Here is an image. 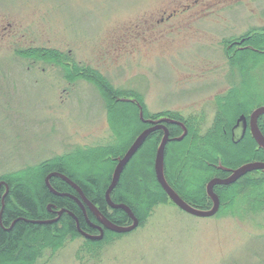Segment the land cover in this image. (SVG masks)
<instances>
[{
  "label": "rangeland",
  "instance_id": "374dc122",
  "mask_svg": "<svg viewBox=\"0 0 264 264\" xmlns=\"http://www.w3.org/2000/svg\"><path fill=\"white\" fill-rule=\"evenodd\" d=\"M263 34L264 0H0V192L11 184L36 195L41 178L45 184L54 169L45 166L62 163L94 192L87 179L95 178L105 193L117 159L152 126L147 120L168 117L186 133L166 143L164 175L182 184L198 208H210L207 182L227 175L216 171L214 156L229 168L264 161L249 131L236 147L228 138L237 116L264 105V49L250 44ZM40 48L61 52L80 68L78 77L71 68L70 77L63 68L23 57ZM93 74L118 93L114 101L101 94L97 79L86 77ZM257 124L264 131V115ZM172 125L178 137L183 128ZM149 135L122 176L137 227L104 229L99 239L77 230L57 247L40 231L29 236L32 251L20 249L19 261L5 263L264 264V211H247L246 195L252 187L247 179L261 182L264 171L247 172L236 187L230 186L237 180L218 187L216 213L194 216L157 181L162 130ZM178 142L196 144L186 150ZM134 175L141 180L135 183Z\"/></svg>",
  "mask_w": 264,
  "mask_h": 264
},
{
  "label": "trees",
  "instance_id": "16d2710c",
  "mask_svg": "<svg viewBox=\"0 0 264 264\" xmlns=\"http://www.w3.org/2000/svg\"><path fill=\"white\" fill-rule=\"evenodd\" d=\"M264 36V34H263ZM257 36L252 38L254 42H250L251 47H255L258 49H264V37ZM263 37V38H261ZM258 38V39H256ZM23 53V57L25 59H30L33 60V62H39L43 63V65H48V66H53L57 68H63L65 72L71 77V71L77 73L76 76L80 74V68L72 62V65L69 63L68 58L66 56H63L61 52H59L57 49H51V48H45V49H35L34 52L32 50H28ZM34 58V59H32ZM37 60V61H36ZM68 62V64H66ZM71 65V66H70ZM71 68V71L69 70ZM87 78L92 77L91 79H97L99 82L98 88L101 92V94L106 95L111 101H114L116 99V94H118L115 90L110 89L108 86H105L102 83L101 77L97 78L95 75H90L89 77L86 76ZM73 79V78H70ZM102 88V89H101ZM107 102L110 103V100ZM109 104L107 103V106ZM168 128V133L170 137H174V130H172V124H166ZM174 127V126H173ZM231 127V125H230ZM260 128V126H259ZM224 130V128H222ZM264 135V131L262 128H260ZM153 133V132H152ZM151 134V133H150ZM150 136V135H149ZM148 136V137H149ZM162 136V135H161ZM147 137V138H148ZM152 137V135L143 142L145 143L147 140H149ZM230 145L231 146H238L240 143H235L231 135L228 136ZM226 139V138H225ZM244 139V137H243ZM178 144L181 145V148L184 146L185 149L187 148L191 149V145H195L196 143H192L185 145V143H180ZM203 156V153H202ZM200 155V159H201ZM214 162H217V159L215 156L212 159ZM128 164V163H127ZM127 164L123 167V170L121 172V175L119 177V180L117 182V189H116V195L114 197V194L112 192L110 193L111 199L117 203H125L128 206H130L131 210L133 213L138 217V213L132 206V204L126 200L123 197V192L125 190V184H122V176L127 168ZM200 164V163H199ZM50 165H53V170L52 171H58L60 173L65 174L68 176L70 179H73L80 187H82L84 193L86 196L89 198V200L97 206V208L108 217L109 220L116 224L120 225H125L128 224L130 221V218L128 215L120 208H111L107 205L105 198H104V193L101 189H99L100 185L99 182L93 178L89 177L87 179V182L89 183L90 186H94L96 189V192L93 191L92 187H88V185L76 180L73 178L62 166V163H54V164H48L45 166V168H48L49 170L51 168ZM201 165V164H200ZM217 172H221V170H216ZM166 177L167 182L169 185L184 199L188 200L191 205L197 207L195 203H193L191 200L189 201V198L187 197V194L182 192L181 190V185H173L171 181ZM244 178V177H243ZM241 178V180L243 179ZM137 180H141V177L139 176V179L136 178L134 175L133 181L135 183L139 182ZM240 180V179H239ZM247 181L250 182V190L248 192L249 199L248 203L252 208L247 211H264V180L259 181H254V179H247ZM50 184L52 187L57 190L58 192H65V193H72L75 196H78L74 189L65 181L61 180L60 178L54 176L53 178L51 177L50 179ZM239 184H241V181H238L231 184L232 186L230 187H236ZM9 191L5 195L3 199V204L2 200L0 197V264H6L5 262L9 261H14L17 262L21 259V257L24 255V252H20V249L23 250H29L27 252L32 251V247L29 244V236L32 234H35L37 232H44L45 233V243L48 245L51 243L52 247H57L60 244V240L63 239L66 234H72L75 235L77 232L75 220L72 216H70L67 213H63L60 216V219L58 222H52L50 224H38V223H33L30 222V220H43V219H48V218H53L55 216L54 211L59 209V208H65L69 211H71L79 221V226L82 230L84 231H91L90 225L91 223H98L93 214L86 209V214L88 216L89 222L86 221L84 214L82 212V209L78 206V204L69 196H61V195H56L48 190V188L45 186V184L42 182V178L40 180L39 184V189L38 193L36 195H33L32 193H29L24 189V187H13L12 185L9 184ZM218 187H223L220 185L214 186V192L220 196V192L218 191ZM226 187L223 189L225 190ZM159 195L162 196V198H165L166 195L162 192L159 191ZM2 192H0L1 196ZM185 195V196H184ZM206 196V195H205ZM150 197L148 198V200ZM156 198H152L149 200V204L153 203ZM235 195L232 198V202L236 203L235 201ZM231 202V203H232ZM232 203V205H233ZM50 204V209L48 210L46 207L47 205ZM148 204V205H149ZM237 204V203H236ZM198 208V207H197ZM111 210V213L108 212V210ZM91 222V223H90ZM61 223V227L59 228L58 224ZM92 231H97V230H92ZM29 241V242H28ZM25 243V244H24ZM29 245V246H27ZM33 253V252H32ZM32 255V254H31ZM34 254L30 256L26 262H31L34 259ZM25 262V263H26Z\"/></svg>",
  "mask_w": 264,
  "mask_h": 264
},
{
  "label": "water",
  "instance_id": "95a60500",
  "mask_svg": "<svg viewBox=\"0 0 264 264\" xmlns=\"http://www.w3.org/2000/svg\"><path fill=\"white\" fill-rule=\"evenodd\" d=\"M260 115H264V105L255 108L250 113L248 123H249L250 132H251L252 136L254 137L256 143L258 144V147L264 149V135L260 131L258 124H257V119ZM139 116L142 117L141 111L139 112ZM147 121L152 123V126L142 130L136 136V138L133 140V142L128 147L126 152L123 154V156L121 158L117 159L118 162H117V164L113 170V173L111 175L110 183H109V185L106 188L105 193H104V197H105L107 204L114 209L115 208L122 209L130 218V221H131L130 224L120 225V224H116V223L112 222L111 220H109L108 217L106 215H104L97 208V206L94 205L84 195L81 187L76 182L72 181L65 174L60 173L58 171H52L45 176V179H44L45 180V186L48 188V190L50 192H52L56 195L69 196V197L75 199L76 202L79 204L80 208L82 209V212H83L84 217H85L87 222H89L87 214H86V209H88L93 214V216L95 217V219L98 222V224L95 225V228L98 230V233L96 235H90V234L85 233L79 226L78 218L71 211H69L65 208H59V209L55 210L54 211V213H55L54 218L43 219V220H30V222L38 223V224H48V223L56 221L61 216L62 213H67L74 218L77 230L80 233L84 234L86 237L91 238V239H99L102 236L104 229H109V230L116 231V232H128V231L134 229L135 227H137L138 222H139L138 218L135 216V214L130 209V207L127 206L125 203H114L111 199L110 193H111L112 189L115 187V185L117 184L118 179H119L120 174H121V171H122L123 167L125 166V164L127 163V161L137 151V149L140 147V145L143 143V141L147 138V136L150 133H152L153 131H155L156 129L162 130V136H161L159 144L156 148L155 159H154V171H155L156 179L159 182V184L161 185V187L163 188V190L165 191V193L167 194V196L172 200V202L175 205H177L180 209H182L183 211H185L191 215L198 216V217H208V216H211V215L216 213V211L219 207V198H218L217 194L214 192V189H213L214 185H217V184L226 185V184L233 183L239 177H241L242 175H244L247 172L252 171V170L260 169V170L264 171V162L250 161V162L243 163L234 169H228V170H230V174L226 177H223V178L213 177V178H211L205 186V192H206V195L210 198L212 204H211L210 208H208V209L197 208V207L191 205L190 203H188L186 200H184L169 185V183L167 182L165 175H164V166H163L164 163H163V161H164L165 145L168 142V140H172V139L180 140L183 137V135L186 133L184 125L181 122L176 121V120L171 119V118H168V117H160L156 120H147ZM240 122H241V125L243 127H245L247 124L246 118L243 115H240L238 117L235 126L239 125ZM172 123L178 124L183 128V132L178 137H175V138L169 136L168 128L166 126V124H172ZM53 176L60 177L62 180H64L66 183H68L70 186H72L76 190V192L78 193L77 194L78 196H75V195L70 194V193L58 192L57 190H55L49 182V179ZM4 185L6 188H8L6 183H4ZM6 192H7V190H6ZM6 192L1 194V196H0L1 200H2V204H3V199L6 195ZM47 207H49V206L47 205Z\"/></svg>",
  "mask_w": 264,
  "mask_h": 264
},
{
  "label": "flooded vegetation",
  "instance_id": "af4514ba",
  "mask_svg": "<svg viewBox=\"0 0 264 264\" xmlns=\"http://www.w3.org/2000/svg\"><path fill=\"white\" fill-rule=\"evenodd\" d=\"M241 115H243L245 118H246V121H247V124H246V126L245 127H243L242 125H241V122L239 123V125H236L235 126V124H236V121H237V119H238V117L240 116H237V118H236V120H235V122H234V124L231 126V138H232V140L235 142V143H240L242 140H243V137H245V135H246V133H247V131H249L250 132V128H249V123H248V121H249V116L250 115H248V116H246V115H244V114H241ZM262 115H260L259 117H261ZM258 117V118H259ZM181 127V126H180ZM259 127V126H258ZM182 128V127H181ZM260 129V128H259ZM261 131V130H260ZM154 132V131H153ZM262 132V131H261ZM251 133V132H250ZM263 134V133H262ZM252 135V134H251ZM260 147H258V145H257V149H259ZM262 149V148H261ZM257 161H260V160H257ZM247 162V161H246ZM248 162H250V161H248ZM261 162H264V161H261ZM242 164V163H241ZM241 164H239V165H241ZM238 165V166H239ZM215 167L218 169V170H221V172H224L225 174H227V175H229L230 174V170H228V169H234L233 167H231V168H229V167H227V166H225V165H222L221 164V162L220 161H217L216 162V165H215ZM226 175V176H227ZM226 176H223V177H226ZM220 178H223L222 176H219ZM213 178V177H212ZM214 189V188H213ZM72 194V193H71ZM74 195V194H73ZM73 199V198H72ZM75 202H76V200L75 199H73ZM77 203V202H76ZM78 204V203H77ZM48 206L49 207H47L48 208V210H51L50 209V204H48ZM79 206V205H78ZM80 207V206H79ZM95 225H97V223H91V227H90V229L91 230H97L96 228H95Z\"/></svg>",
  "mask_w": 264,
  "mask_h": 264
}]
</instances>
